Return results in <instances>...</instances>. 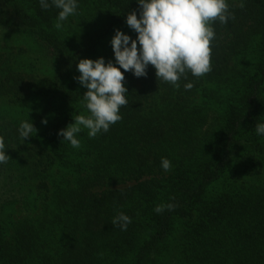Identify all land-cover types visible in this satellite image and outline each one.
Wrapping results in <instances>:
<instances>
[{"label": "trees", "instance_id": "16d2710c", "mask_svg": "<svg viewBox=\"0 0 264 264\" xmlns=\"http://www.w3.org/2000/svg\"><path fill=\"white\" fill-rule=\"evenodd\" d=\"M76 2L57 29L60 9L0 0V264H264V0H226L235 19L209 22L210 71L186 70L178 89L152 65L139 78L121 68L122 119L95 138L82 127L73 148L58 133L90 115L78 63L115 64V30L136 39L126 20L140 12ZM22 121L38 130L25 141Z\"/></svg>", "mask_w": 264, "mask_h": 264}, {"label": "clouds", "instance_id": "9594fccd", "mask_svg": "<svg viewBox=\"0 0 264 264\" xmlns=\"http://www.w3.org/2000/svg\"><path fill=\"white\" fill-rule=\"evenodd\" d=\"M138 4L139 18L136 11H130L126 20L127 25L138 33L136 39L116 29L111 40L115 64L111 61L106 64L103 57L82 59L78 63L80 75L74 79L88 89L83 101L90 115L73 116L75 122L58 133L73 148L80 147L77 134L82 127L88 129L89 138H95L102 130L107 132L110 125L122 119L118 113L121 106L127 105L125 93L128 90L121 68L134 71L139 78L146 77V69L152 65L158 80L170 82L178 89L180 85L177 82L181 76L186 78V70L202 77L211 69V43L215 33L209 22L218 19L220 23L227 24L229 19H235L226 0H138ZM40 6L43 10L52 6L60 9L55 23L57 29L62 28L63 22L74 15L78 7L76 0H52L51 4L48 0H40ZM244 6L242 2L240 7ZM192 87L191 83L185 85L186 90ZM42 123L47 124V119ZM37 131L33 123H20L19 136L23 141ZM255 131L257 135H264V123L257 122ZM4 149V140L0 139V163H7L10 159ZM161 166L169 171L171 162L161 158ZM174 207L170 203L161 204L154 211L159 214ZM130 223L131 218L123 212L112 220L114 227L125 231Z\"/></svg>", "mask_w": 264, "mask_h": 264}, {"label": "rangeland", "instance_id": "374dc122", "mask_svg": "<svg viewBox=\"0 0 264 264\" xmlns=\"http://www.w3.org/2000/svg\"><path fill=\"white\" fill-rule=\"evenodd\" d=\"M10 40L13 41L12 38H10ZM15 41L17 42V44H22L23 46H25L23 43H20L19 40H15ZM9 42H10V44H12V45H16L15 43H13V42H11V41H9ZM7 45H9L7 39L0 38V48H4V47L7 46Z\"/></svg>", "mask_w": 264, "mask_h": 264}]
</instances>
